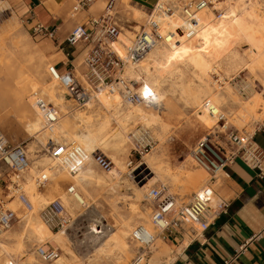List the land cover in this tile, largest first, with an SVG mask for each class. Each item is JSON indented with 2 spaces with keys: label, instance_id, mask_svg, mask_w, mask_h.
Here are the masks:
<instances>
[{
  "label": "rangeland",
  "instance_id": "rangeland-1",
  "mask_svg": "<svg viewBox=\"0 0 264 264\" xmlns=\"http://www.w3.org/2000/svg\"><path fill=\"white\" fill-rule=\"evenodd\" d=\"M213 1V5H216L219 8V11L215 10L211 5H208L200 9L199 12H201V10H211L216 13L218 18H221L223 16L222 10L227 7V0ZM1 20L0 24L4 19ZM22 20L23 19L20 17V23L18 26L23 34L21 41L23 43H25V41L31 42L33 47L35 46L40 53L39 55H36V52H33L32 49L29 50V48H23L22 43H18L15 35L10 34V32L6 31L0 35V130L9 137L12 143H23L26 145L29 149L30 161H36L39 159L42 160L46 158V156L53 157V154H51L53 151H51L50 148H53L52 146L55 148V144L62 145L63 143H58L57 137L54 136V133H52L50 129H46L39 136L34 138L28 135L29 128L26 126L27 121L33 119L35 116L40 117L41 120H43V118L37 114L29 101H27V96L32 91L42 88L45 84V87L47 85L55 89L54 91L57 93L59 99H61V101L63 100L61 96L63 97L64 90L62 89L63 91H58L56 88V86L59 85V82L51 77L44 80L42 78L44 73L48 72L47 69L50 64L54 65L58 63L60 59L56 55L59 56L61 52L55 55L54 53H56L57 48L52 41L46 38H36L31 31H28L29 26L25 22L23 23ZM237 40L236 47L250 57H254L259 52L258 44L254 39H248L247 41L244 38H238ZM52 59H54V62H52ZM174 68H176L175 73L178 71L177 74L183 72L184 69L190 70L185 67L183 63L175 65ZM188 70H186L183 75V79H187L186 83H189L188 79L192 77L191 72ZM20 71L24 72V74L18 73ZM219 71L221 72V76L217 73H213L211 85L224 99L221 107L227 112L229 121L240 131H254L258 123L262 122L264 119V115H259L257 118L255 116L254 118L253 116L249 117L246 114H242V120H238L237 118L245 102L249 101V99L258 94V92L264 94V68L250 60L248 66L242 68L233 75H228L221 67H219ZM25 75L27 78L31 76L34 82H29L28 84L25 83ZM128 75L130 76L129 73ZM168 80L169 81L164 83L163 86L159 85V87H163L162 89L165 91V95L161 98L156 94L158 106H135L160 115L162 120L169 124L166 129L160 124L146 125L143 124V121L139 120L137 123L132 122L129 124V129L125 134L129 143L125 152L122 150H116L114 144L112 145V149L108 150V152L105 151L108 156L114 152L120 161L123 160L122 162H127V174L123 176L115 163L114 169L111 172H105L104 170L106 169L97 166L94 162L93 155L97 151L101 152L104 150L96 149L94 153L89 154L90 157L88 156L84 165L85 167L83 170L85 171L86 180L78 181L79 183L76 181L74 176L80 171L76 174H70L68 171H63L62 173H66L67 179L56 182L53 181L54 176L48 175L50 179L48 180L47 185L44 188H38L40 191H43L42 193H51V196L48 197L45 205L56 198L63 201V195L68 193V187L71 185H75L77 190L83 195L85 194L89 199V204L83 206L82 209L75 212L74 215L69 211L68 204L63 201L67 207V216L71 219L66 231L62 229L59 233L58 230L52 231L42 220V225L47 227V229L54 234L59 235L60 233H64L65 235H68L69 245L74 251L75 256L78 257L77 263L73 264H80L83 262L89 263L90 261L95 262V264H133L135 262L134 259L137 257L140 245L132 239L131 232L134 228L144 222L142 223V220L136 215V213L134 214V211L131 208V206L136 207L137 204L131 197L133 191L132 187L126 186V183L129 184L130 181H132L134 184L137 183L138 186L140 184H146L147 182H152L151 186L165 183L168 187V192L179 198V203H188L192 199L194 193H196L207 179H209L205 170L191 159L190 151L195 144V140L209 131V129H212L216 123L212 126H206L202 123L199 120L198 115L203 114V108L195 106L192 108L187 104L185 102L187 97L182 94V89L180 87H178L179 89L176 87L177 89L174 92H171L170 85L172 83V78ZM220 81H223V83H220ZM23 85H26V92H24L22 96L23 105L28 108L26 114H22L21 110L24 107L17 98V89H21ZM192 85L196 86L195 82H193ZM242 86L247 88L245 93H241L240 89ZM49 97V99L53 101L51 96ZM68 98L70 99V97ZM103 98L104 97L95 99L91 103L82 107L76 105V103L70 99L72 100V104L70 102L68 106L70 114H68L62 121L67 123L71 132L75 131V133H81L83 130V124L80 125L79 118H76L77 113L84 112L86 116L90 115V109L97 108L96 103H101ZM205 99L211 100L210 97ZM121 103L124 107L130 106L123 102ZM114 121L115 120H113V122ZM113 125L116 124L113 123ZM49 144L51 147H49ZM146 159L157 165H162L165 169H169L171 172L167 173L164 177L158 176L151 180L150 178L154 177V175L151 174L150 169L140 174V170L142 168L146 169L147 165L144 164L139 170H136V168L141 163L145 162ZM1 172L0 199L9 204L8 206L10 207V201L15 199V197L8 201L9 197L7 196L8 194L6 190V175L11 172L7 167L0 165V173ZM175 174H178L177 182L171 177V175ZM38 175L31 177V182L33 184L35 183L34 178ZM55 175L57 176L59 173L55 171ZM180 175L182 176L180 177ZM25 181H27V179L22 175L20 182L23 184L27 196H29V193H27L28 190H26ZM34 185L37 186L36 183ZM140 204L142 207L150 208V214H148L149 219L152 212L151 201L146 199V197H142V202L139 203V205ZM42 208L36 212L39 217ZM16 211L21 217V222L17 223L8 232L11 233L12 231L16 234H22L26 223L24 218L29 213L25 212L23 206L21 209L17 208ZM125 220H129L131 223V228L129 229L130 237L127 239L130 250L125 254L123 253V255L117 246H112L111 250L100 251L99 245H102L106 240L111 239L112 242L122 240L123 237L120 235V230L122 229ZM149 221L154 227L153 233L157 235L158 230L155 228L153 222H151V217ZM144 225L147 226L145 223ZM91 227H93V229H91ZM30 232L31 231L28 230L23 235L25 242L24 251L20 254H13L12 257L21 258L25 261L24 263L27 264H31V257L36 258L34 259L36 264H51V262H43L36 256L35 245H57L54 244L52 240H48L47 243H44L38 238V236L32 235ZM158 240L161 241L162 244L167 241L163 237H160ZM172 248L175 247L172 246ZM60 249L62 255L64 251L62 248ZM152 249L153 247L151 248L152 252H147V260L154 255ZM8 258L7 260L11 261V257ZM163 258L164 259L161 258L163 262L168 261L167 258Z\"/></svg>",
  "mask_w": 264,
  "mask_h": 264
},
{
  "label": "built area",
  "instance_id": "built-area-1",
  "mask_svg": "<svg viewBox=\"0 0 264 264\" xmlns=\"http://www.w3.org/2000/svg\"><path fill=\"white\" fill-rule=\"evenodd\" d=\"M94 1L96 0H79L74 5L72 14L80 12ZM115 1H108L101 15L91 17L87 22L75 26L66 39L68 46L81 49L83 54L81 72L74 65L66 71L59 70L56 65L51 64L47 69L51 78L58 81L67 90V96L80 107L85 106L90 100H95L98 94L105 91L116 92L125 101L133 104H153L155 91L147 87L143 80L130 78L126 74V68L136 64L155 45L166 40V37L176 36L174 32L176 30L188 38L191 37L195 31L191 23H198L196 16L199 10L214 3L212 0H157L145 23L136 30L134 37L129 38L119 23ZM169 17L180 18L181 22L173 30H166L165 35L163 20L166 21ZM32 32L41 38L55 37L53 30L44 24L35 25ZM246 89L242 86L241 93H245ZM35 95L36 103L42 111L43 127L54 128L61 110L53 102L43 98L40 92H36ZM203 105L215 118L216 124L195 140L190 156L205 170L209 179L194 193L188 203H179V198L168 192L165 183L151 186L148 192L152 206V222L158 230L157 236L164 239L185 235H189L191 240L203 237L204 231L214 224L222 213L227 212L229 206L225 198L219 199L213 205L214 182L224 168L236 158L242 159L250 167L261 168L264 164V151L254 140L255 130L240 131L229 121L227 112L210 100L205 99ZM55 145L62 165L71 173L76 174L84 167L88 157L84 147L76 143ZM28 150L23 143H12L0 130V165L7 167L11 172L8 174L9 181L6 185L7 196L9 201L14 197L18 198L26 213L34 208L33 202L20 182L30 165ZM94 158L101 168L109 170L114 166L111 158L104 151L95 152ZM49 179L48 175L40 174L35 178V183L38 188H44ZM68 192L74 194L77 188L71 185L68 187ZM8 205L0 199V244L3 240L2 234L21 222L16 210ZM40 217L52 230L58 231L61 229L66 231L71 222L67 216V207L59 198L47 203L40 210ZM131 236L140 245L134 261L138 263L142 260L146 261L147 252H150L156 236L143 225L136 227ZM246 246L247 242L242 244L232 260ZM35 254L43 262L52 263L60 258L61 249L53 245H35ZM11 260L12 264H27L21 258L12 257ZM232 260L224 264H230Z\"/></svg>",
  "mask_w": 264,
  "mask_h": 264
},
{
  "label": "bare ground",
  "instance_id": "bare-ground-1",
  "mask_svg": "<svg viewBox=\"0 0 264 264\" xmlns=\"http://www.w3.org/2000/svg\"><path fill=\"white\" fill-rule=\"evenodd\" d=\"M7 6V2H2L0 0L1 9H4ZM211 6L215 10L219 11V8L216 5ZM263 8L264 0H227V7L222 10L223 16L221 18H218L216 13L211 10H201V12H199V14L196 16L198 23H191L193 30H195L191 37L188 38L179 30L174 31L176 36H168L166 37V40H163L159 44L155 45V47L150 49V51L142 59L137 61L136 64L129 65L126 68V74L128 75L129 73L130 76H128L132 79H138L140 81L143 80L147 87L153 89L156 92L155 98L156 94H158L161 98L164 97L165 91H163V87H159V85L163 86L164 83L169 81L168 79L172 78V83L170 85L171 92H174L178 87H180L182 89V94L187 97L185 101L187 104H189L192 108H194V106L203 108V114L198 115L199 120L206 126H212L216 123L215 118L211 116L207 109H205L203 100L210 97V101L214 102L220 107L222 102H224V99L221 97V95L218 94V92H216L211 85L213 73H217L219 76H221V72L219 71V67H221L228 75H233L242 68L248 66L250 60L258 66L264 68ZM180 22V18L175 19L169 17L166 19V21L163 20V24L165 26L163 27V33L166 35V30H173L176 25H180ZM17 25L18 16L12 14L2 25H0V35L6 31L10 32V34L15 35L18 43H22L23 48L26 47L29 48V50L32 49L33 52H36V55H39V50L35 46L33 47L31 42L25 41V43H23L21 41L23 34L15 29ZM126 34H128L129 38L134 37V33L132 31H128ZM238 38H244L247 41L248 39H254L258 44L259 52L254 57H250L248 54L240 51L238 47H236ZM52 62H54V59H52ZM179 63H183V65L190 70L184 69L183 72L177 74V71L175 73L176 68H174V66L179 65ZM186 70L190 71L192 75V77L188 79L189 83H186L187 79H183V75L185 74ZM18 73L24 74L22 71ZM25 77V83L28 84L29 82H34L31 76L27 78L25 75ZM50 77L51 76L49 72L44 73L42 76L43 80ZM193 82H195L196 86L192 85ZM26 85H23L21 89H17V98L22 103V105L24 104L22 102V96L24 92H26ZM42 88L45 90L48 89L50 91L49 96H51L53 101H51L49 99L50 97L40 90H35L29 93L27 96V101H29L31 106L40 116H42V111L36 103L37 97L35 93L40 92L43 98L53 102L62 113H60L59 120L54 125L55 127L51 128L50 131L54 133L55 137H57L58 143L61 142L66 145L69 143L79 144L85 148L88 156L89 154L94 153L96 149H103L104 152H108V150L112 149L113 144L116 150H122L125 152L127 146L129 145L125 134L129 129V124L132 122L137 123L139 120L143 121V124L146 125L160 124L165 129L169 125L164 122V120H162L160 115L149 112L141 107H135L138 105L156 107L158 106V103L155 98L153 104H133L131 102L125 101L122 96L116 92L105 91L98 94L96 99H99L100 97L104 98L101 100V103H96L97 108L90 109V115L86 116L84 112H79V114L77 113L76 118H79L78 120L80 125L83 124V130H80L81 133H75V131L71 132L70 128L67 126V123L61 120L68 112V107L66 106L69 105L70 102L72 104V100L67 97V90L63 87V97L61 96L63 100L61 101L57 93L54 91L55 89L47 85L45 87V84L42 86ZM91 101L92 100L86 104L91 103ZM121 102L130 106L124 107L122 106ZM23 107L24 108L21 110L22 114H26L28 108L24 105ZM241 112L238 114V120H242V114H246L249 117L253 116L254 118L255 116L257 118L259 115H264V94L258 92V94L251 97L249 101L245 102ZM113 120L115 121L113 122ZM113 123L116 125H113ZM26 126L29 128L28 135L33 138L39 136L47 129L43 127V120H41V118L38 116L28 120ZM49 147H51V145ZM52 147L53 148H50V150L53 151L51 153L53 154V157L46 156V158L42 160L39 159L36 161H30L28 170H26L23 174L27 179V181H25L27 188L26 190H28L27 193H29L30 200L34 203V210L29 212V214L24 218L26 223L25 229H23L24 232L22 234H16L12 231L9 233L8 231L10 230L6 231L7 233L4 232L2 234L3 240L0 244V264H12V260L8 261L7 258H12L13 254H20L24 251L25 242L23 235L28 230L31 231L30 233L32 235L38 236L42 242L47 243L48 240H52L54 244L62 248L64 253L60 255L59 259H57L55 262H52L51 264H73L77 263L78 261V257L75 256L74 251L69 245V238L67 237L68 235H65L64 233H60L59 235L54 234L52 232L53 230L49 226L45 224L52 231L42 225V220H40L39 215L36 214V212L46 204L47 198L45 199L38 187L34 185L35 183L33 184L31 182V177L38 174L52 175L54 176L53 181L59 182L67 179L66 173H62L63 171H68L70 174H73L66 166L62 165L60 154L57 152L54 146ZM109 157L111 158L112 162L115 163L120 173L122 172L123 176L128 173V169L126 168L127 162L124 163L122 162L123 160L120 161L114 152ZM93 159L96 163L94 155ZM96 164L97 166H100L98 163ZM144 164L147 165V168H142L140 170V174L150 169L151 174L154 175V177L150 178L151 180L158 176L164 177L167 175V173L171 172L169 169H165L162 165H157L151 161H148L147 159L145 162L141 163L136 168V170H139V168H141ZM84 167H82L80 172L74 176L77 182L86 180L85 171L83 170ZM113 169L114 166L111 169L104 171L111 172ZM55 171L59 173V175L56 176ZM181 176L182 175H180V177ZM171 177L175 182H177L176 180L178 178V174L171 175ZM151 183L152 182H147L146 184H140L138 186L137 183L134 184L132 181H130L129 184L126 183V186H130L133 189L131 197L136 201L137 204L136 207L131 206L134 214L136 213V215L142 220V223L144 222L147 226H145L144 223L141 225L146 227L150 233L155 235V233H153L154 227L149 221L151 215L148 219L150 208L142 207L141 204L139 205V203L142 202V197H146V199H148V192L151 187ZM63 201L68 204L69 211H71V214L73 215L75 212L82 209L83 206H87L89 204L88 197L85 194L83 195L81 192H79V190H77V192L74 194L69 192L64 194ZM10 202L11 207L14 210H17V208L21 209L22 205L18 201V198ZM130 228V221L125 220L122 225V229L120 230V235L123 237L122 240L112 242L111 239H108L102 245H99L100 251L111 250L112 246H117L120 249L122 255L123 253H127L130 250V246L127 242V239L130 237ZM91 229H93V227H91ZM155 236V243L152 246L154 255L149 259V262L146 263L147 260H142L139 263L135 261L133 264H167L174 259V255L172 254L173 250L170 248V246L167 243L162 244L161 241L158 240L160 236ZM163 257L167 258L168 261L163 262V260H161V258L164 259ZM34 259L36 258L31 257V264H36ZM16 261L19 262L17 259ZM80 264H95V262L90 261L89 263L83 262Z\"/></svg>",
  "mask_w": 264,
  "mask_h": 264
},
{
  "label": "crops",
  "instance_id": "crops-1",
  "mask_svg": "<svg viewBox=\"0 0 264 264\" xmlns=\"http://www.w3.org/2000/svg\"><path fill=\"white\" fill-rule=\"evenodd\" d=\"M1 1L7 2L8 6L4 9L0 8V21L4 19L0 25L15 14L18 16V25L15 28L18 32L20 17L23 19L22 22L29 26L28 31L31 33L35 25L48 26L55 33V37L43 38L49 39L55 45L57 48L55 55L61 52L59 56L56 55L60 59L57 68L66 71L74 65L81 72L83 69V66H80L83 56L81 49L68 46L66 39L75 26L87 22L91 17L101 15L110 0H96L76 14H72V9L79 0ZM156 1L116 0L115 11L124 31H132L135 35L136 30L145 23ZM56 88L58 91L63 89L60 84ZM36 90L42 91L48 97L50 95L48 89ZM68 114L69 107L67 114L61 120ZM254 140L264 151V119L255 129ZM6 177L9 181L8 174ZM214 186L213 205L219 199L225 198L229 204L227 212L222 213L215 223L204 231L201 238L191 240L189 235H185L166 239L165 243L170 246L174 255V259L167 264H224L235 257L236 250H239L245 242H247L246 248L241 250L230 264H264V164L261 168L250 167L242 159L236 158L224 168L223 173L215 180ZM42 194L45 199L51 196L50 192ZM148 262L149 259L146 263Z\"/></svg>",
  "mask_w": 264,
  "mask_h": 264
}]
</instances>
